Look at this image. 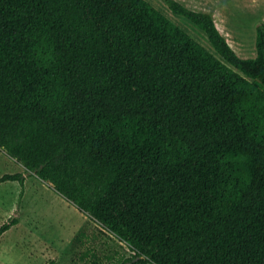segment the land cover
<instances>
[{
    "label": "trees",
    "instance_id": "16d2710c",
    "mask_svg": "<svg viewBox=\"0 0 264 264\" xmlns=\"http://www.w3.org/2000/svg\"><path fill=\"white\" fill-rule=\"evenodd\" d=\"M165 1L215 52L149 0H0V149L130 247L113 264H264V21L243 57Z\"/></svg>",
    "mask_w": 264,
    "mask_h": 264
},
{
    "label": "rangeland",
    "instance_id": "374dc122",
    "mask_svg": "<svg viewBox=\"0 0 264 264\" xmlns=\"http://www.w3.org/2000/svg\"><path fill=\"white\" fill-rule=\"evenodd\" d=\"M170 12V19L215 51L192 21ZM6 172H23L26 177L24 186L18 180L0 182V225L11 216L18 218L0 235V264H113L132 256L125 242L102 231L50 183L0 149V176ZM81 230L84 233L75 240Z\"/></svg>",
    "mask_w": 264,
    "mask_h": 264
},
{
    "label": "crops",
    "instance_id": "0c3cea01",
    "mask_svg": "<svg viewBox=\"0 0 264 264\" xmlns=\"http://www.w3.org/2000/svg\"><path fill=\"white\" fill-rule=\"evenodd\" d=\"M149 1L167 16L171 13L165 0ZM178 1L191 9L211 12L216 26L240 56L256 55V24L264 21V0Z\"/></svg>",
    "mask_w": 264,
    "mask_h": 264
},
{
    "label": "water",
    "instance_id": "95a60500",
    "mask_svg": "<svg viewBox=\"0 0 264 264\" xmlns=\"http://www.w3.org/2000/svg\"><path fill=\"white\" fill-rule=\"evenodd\" d=\"M138 256H136L135 258H133V260L132 261H136V260H138ZM132 261H129L127 264H129V263H131Z\"/></svg>",
    "mask_w": 264,
    "mask_h": 264
},
{
    "label": "bare ground",
    "instance_id": "6f19581e",
    "mask_svg": "<svg viewBox=\"0 0 264 264\" xmlns=\"http://www.w3.org/2000/svg\"><path fill=\"white\" fill-rule=\"evenodd\" d=\"M215 52V51H214ZM218 54V53H217Z\"/></svg>",
    "mask_w": 264,
    "mask_h": 264
}]
</instances>
